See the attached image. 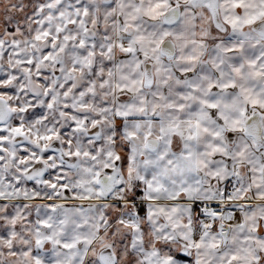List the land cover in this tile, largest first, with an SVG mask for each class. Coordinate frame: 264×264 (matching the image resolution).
Wrapping results in <instances>:
<instances>
[{
    "label": "snow or ice",
    "instance_id": "obj_1",
    "mask_svg": "<svg viewBox=\"0 0 264 264\" xmlns=\"http://www.w3.org/2000/svg\"><path fill=\"white\" fill-rule=\"evenodd\" d=\"M0 264H264V0H0Z\"/></svg>",
    "mask_w": 264,
    "mask_h": 264
}]
</instances>
